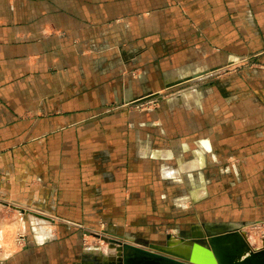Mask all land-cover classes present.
<instances>
[{
	"label": "crops",
	"instance_id": "0c3cea01",
	"mask_svg": "<svg viewBox=\"0 0 264 264\" xmlns=\"http://www.w3.org/2000/svg\"><path fill=\"white\" fill-rule=\"evenodd\" d=\"M214 193L264 223V0H0V205L92 227Z\"/></svg>",
	"mask_w": 264,
	"mask_h": 264
},
{
	"label": "rangeland",
	"instance_id": "374dc122",
	"mask_svg": "<svg viewBox=\"0 0 264 264\" xmlns=\"http://www.w3.org/2000/svg\"><path fill=\"white\" fill-rule=\"evenodd\" d=\"M166 96L165 93H159L135 98L130 103L136 109L142 110L158 105ZM210 196L209 205L201 201L197 204L184 202L180 204L183 206L182 210H149L150 213L144 216L142 223L117 225L101 221L92 227L55 222L41 224V221L37 224L34 218L28 217V213H34L32 210L20 211L0 205V214L5 216L2 222L4 226L0 227L7 230L0 236V264H124V261L125 264H138L141 257L139 253L130 248L124 249L123 252L121 242L144 248H149L150 243L163 246L168 242L170 246H174L176 242L184 240L192 242L187 237L189 238L195 230H199L195 234H201V237L196 238L198 241L204 239L207 232H230V237H234L239 247L245 248L247 252L263 250L264 223L233 226L231 220H226L231 219L232 213L221 212L222 209L218 206L220 204H217L221 199L220 195L214 193ZM262 254L264 255L263 252ZM107 258L113 260L108 261ZM251 262L258 263L257 259Z\"/></svg>",
	"mask_w": 264,
	"mask_h": 264
},
{
	"label": "water",
	"instance_id": "95a60500",
	"mask_svg": "<svg viewBox=\"0 0 264 264\" xmlns=\"http://www.w3.org/2000/svg\"><path fill=\"white\" fill-rule=\"evenodd\" d=\"M39 216L44 217L41 215ZM229 233L230 232L213 234L207 232V236L200 241L196 240V238L201 237V234L193 233L189 238L187 237V239L192 240L194 247L202 249H198V254H192L188 257H183L173 252L170 249L171 246L168 242L163 246L150 243L148 245L149 248H144L142 246L126 242H121V245L123 252L124 249L130 248L139 253L141 257L138 259V264H249L255 259L258 261L257 264H264V255L262 254V252L264 253V249L260 251L253 250V252L250 253L244 248L240 252L236 251L235 253L237 255H235L234 252H231V250L218 251L219 242H221L219 239L225 238L223 242L229 241ZM223 234L224 236H222ZM238 236L241 237L240 234H238ZM160 252L170 254L175 258L166 256ZM149 258H152V260H149Z\"/></svg>",
	"mask_w": 264,
	"mask_h": 264
},
{
	"label": "bare ground",
	"instance_id": "6f19581e",
	"mask_svg": "<svg viewBox=\"0 0 264 264\" xmlns=\"http://www.w3.org/2000/svg\"><path fill=\"white\" fill-rule=\"evenodd\" d=\"M39 221V220H38ZM37 221V222H38ZM39 229V228H38ZM39 230H42L43 229H39ZM40 232V231H39ZM45 233H47V231H45ZM220 240V239H219ZM221 242H219V246H218V251H227L229 250V247L228 245H225L222 243V240H220ZM199 247V245H198ZM173 252H175L176 254L180 255V256H184V257H188V255H196L199 253V250L198 249H202V248H197V247H194V244L192 242H189V241H180V242H176L174 244V246H171ZM241 250H243L242 248L238 249V250H232V252H240ZM236 254V253H235ZM108 259V258H107ZM113 260V258H109L108 261H111ZM126 263V261H124V264ZM250 264H253V262H251ZM255 264V263H254Z\"/></svg>",
	"mask_w": 264,
	"mask_h": 264
}]
</instances>
